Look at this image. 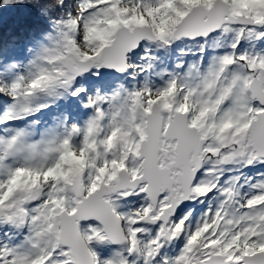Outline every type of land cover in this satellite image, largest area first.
I'll list each match as a JSON object with an SVG mask.
<instances>
[{"label":"snow or ice","instance_id":"1","mask_svg":"<svg viewBox=\"0 0 264 264\" xmlns=\"http://www.w3.org/2000/svg\"><path fill=\"white\" fill-rule=\"evenodd\" d=\"M4 9L0 264H264V0Z\"/></svg>","mask_w":264,"mask_h":264},{"label":"trees","instance_id":"2","mask_svg":"<svg viewBox=\"0 0 264 264\" xmlns=\"http://www.w3.org/2000/svg\"><path fill=\"white\" fill-rule=\"evenodd\" d=\"M8 10L7 15L3 18L2 25H0V36L4 39H9L10 36L14 33V29L17 28L22 21L25 20L26 16H29L24 9H4ZM28 22H31V19H28Z\"/></svg>","mask_w":264,"mask_h":264},{"label":"rangeland","instance_id":"3","mask_svg":"<svg viewBox=\"0 0 264 264\" xmlns=\"http://www.w3.org/2000/svg\"><path fill=\"white\" fill-rule=\"evenodd\" d=\"M8 13V10H3V13H2V16L3 18L7 15ZM5 39V38H4ZM89 82H94V81H91V78H89ZM89 223H93V222H89ZM81 228L82 230L86 228V225L85 224H82L81 225ZM93 248L95 251H97V253L99 254V256L101 258H107L109 253H110V249L108 247H96L95 245H93Z\"/></svg>","mask_w":264,"mask_h":264}]
</instances>
